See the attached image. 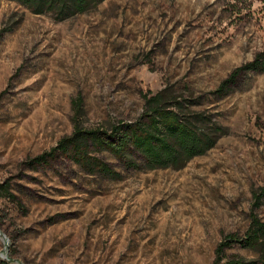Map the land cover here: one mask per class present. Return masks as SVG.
Instances as JSON below:
<instances>
[{
	"label": "rangeland",
	"instance_id": "rangeland-1",
	"mask_svg": "<svg viewBox=\"0 0 264 264\" xmlns=\"http://www.w3.org/2000/svg\"><path fill=\"white\" fill-rule=\"evenodd\" d=\"M243 72L223 98L215 92ZM166 90L218 129L180 170L88 174L59 156L26 163L73 133L134 122ZM211 120V121H210ZM0 263L215 264L229 236L264 222V1L104 0L59 20L0 0ZM228 258L257 261L234 246ZM223 263V262H222Z\"/></svg>",
	"mask_w": 264,
	"mask_h": 264
},
{
	"label": "trees",
	"instance_id": "trees-1",
	"mask_svg": "<svg viewBox=\"0 0 264 264\" xmlns=\"http://www.w3.org/2000/svg\"><path fill=\"white\" fill-rule=\"evenodd\" d=\"M12 1L35 15L52 13L59 20H65L95 9L104 0ZM261 61L260 57H257L253 62L235 69L215 94L219 98L226 96L245 71H263L259 66ZM185 102L190 103L186 99L167 97L166 90L159 91L145 96L144 111L136 121L118 123L109 128L84 129L78 120L82 103L76 99L73 102L72 135L61 139L51 151L30 159L26 163L27 168L36 170L51 166L62 156L88 174L121 179L120 173L99 158L107 154L126 171L180 170L194 158L213 149L218 141V129L215 124L208 128V117L189 112ZM0 189H3V192L8 190L6 186ZM255 200V208H260L264 200V190L255 195ZM250 220L244 237L231 235L218 247L215 264H264V222L253 214ZM234 246L258 253L259 259L245 262L238 258L226 257L225 250Z\"/></svg>",
	"mask_w": 264,
	"mask_h": 264
}]
</instances>
